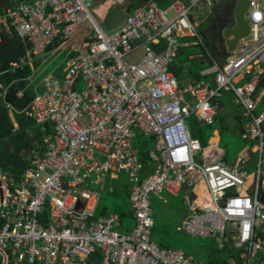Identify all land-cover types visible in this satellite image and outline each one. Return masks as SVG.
I'll return each instance as SVG.
<instances>
[{
	"label": "built area",
	"instance_id": "2783aa9c",
	"mask_svg": "<svg viewBox=\"0 0 264 264\" xmlns=\"http://www.w3.org/2000/svg\"><path fill=\"white\" fill-rule=\"evenodd\" d=\"M222 1L172 0L161 8L148 0L131 11L133 0H110L98 8L128 6L113 31L96 19L97 0L0 6V34L29 43L14 69L41 67L39 56L69 49L64 81L46 74L21 111L35 121L43 147L32 151L19 180L0 166V264H204L153 241L151 197L181 189L189 214L179 231L218 240L229 250L228 264H264V110H257L264 98V86L258 92L264 83V0H248L249 36L222 64L212 58L213 83L180 86L172 69L188 45L183 39L205 46L195 18L199 7ZM87 22L92 29L84 33ZM138 53V61H128ZM225 93H233L242 109V137L259 156L257 172H249L244 155L228 162L218 142L202 147L191 136L186 121L194 116L216 125V101ZM139 134L154 142L145 177L134 147ZM120 173L131 183L135 226L129 231L119 213L98 214L102 192Z\"/></svg>",
	"mask_w": 264,
	"mask_h": 264
},
{
	"label": "rangeland",
	"instance_id": "374dc122",
	"mask_svg": "<svg viewBox=\"0 0 264 264\" xmlns=\"http://www.w3.org/2000/svg\"><path fill=\"white\" fill-rule=\"evenodd\" d=\"M110 0H97V3L93 6V9L98 8L99 4H104ZM232 0H224V3L230 2ZM108 7V6H107ZM126 5L124 6H111L109 11L105 12L104 15H95L96 19L99 21L100 25L105 31H113L121 26L126 17ZM223 9V6L217 8L214 11L212 18L219 17V11ZM210 8L201 5L196 13V22L198 24V31H202L206 27L207 16H210ZM213 11V10H212ZM220 21V20H219ZM220 24H218L219 28ZM84 33H88L92 27L90 23H85L81 26ZM77 35V34H76ZM74 35V36H76ZM220 38V37H219ZM184 42L190 44L189 47L183 49L178 60L182 65V71L176 73V79L183 80L186 76L198 80H207L203 74L204 70H208L213 66L214 60L216 63L220 61L219 54L222 59L227 57V53H224L223 45H225L224 39H217L215 37L211 38L210 41L206 37L204 39L205 46L200 43L197 38H187L183 39ZM76 41V40H75ZM72 42L68 47L71 48ZM63 47L62 51L55 52L51 54H44L39 56V60L43 62V65L39 69L41 73L39 80H42L46 74L55 73L59 76L60 81L63 82L66 75V62L67 53L69 49ZM219 52V54H218ZM140 54L132 55L128 57V61H138ZM214 60H213V59ZM83 83L80 81L77 85L79 91L83 90ZM233 93H225V95L219 99L223 104L224 109L219 112L218 123L214 126H206L200 123L196 117L192 116L186 121L192 137H197L202 147L208 146L210 144V139L212 136H220L219 146L225 152L226 160L234 162L239 156L244 147L249 146L250 143L243 139L242 126L245 124V120L242 116L241 107L233 103ZM258 111L264 110V98L261 99L258 107ZM144 140L141 134L134 140V143ZM150 140V139H148ZM253 158L250 163L247 164V168L250 173L257 172L258 170V158L257 154H252ZM196 162H202L201 153L195 157ZM128 177L125 173L119 174V180L113 183V186L117 190L121 191L124 186L128 183ZM167 198V202L164 203L159 200L157 196L151 197L152 209L154 212L155 227L153 230V241L158 244L160 248H172L176 250H181L187 255L192 256L196 260L204 264H228L229 258L226 254L227 251H221L218 249V243L214 239L202 238V237H192L178 231L183 217L189 214V206L185 201V192L182 191L176 197L169 196L165 193L162 195ZM124 206V198L121 193L111 194L106 187L105 191L102 192L100 207L101 211H104L107 215H111L120 210L121 206Z\"/></svg>",
	"mask_w": 264,
	"mask_h": 264
},
{
	"label": "trees",
	"instance_id": "16d2710c",
	"mask_svg": "<svg viewBox=\"0 0 264 264\" xmlns=\"http://www.w3.org/2000/svg\"><path fill=\"white\" fill-rule=\"evenodd\" d=\"M144 0H133V4L129 10L142 5ZM15 0H0V6L3 11L7 5H13ZM222 23H230L233 20V12L225 10ZM225 23V24H226ZM220 27V26H219ZM205 35V32L202 31ZM206 38V37H205ZM187 39V38H186ZM29 43H25L16 34H0V165L2 169L12 174V179H21L23 172L30 165L32 158V151L41 145L43 147V135L40 133L33 119L28 118L22 111L33 96L32 89H27L22 98H18L16 93L21 88L27 86L28 82L25 80L31 74L29 66H24L19 69H13V64L17 63L19 59L25 54ZM264 83L258 89H262ZM5 87H8L7 93H4ZM8 105L18 110L16 120L19 128L15 129L13 120L8 111ZM36 145V146H35ZM134 146L139 152V160L143 165L142 177L145 176V171L149 163L148 152L153 147V141L144 140L141 143H134ZM29 153V154H28ZM129 183V182H128ZM124 186V189L116 190L113 194L121 193L124 198V206L122 205L119 212L122 219L131 215L128 196L126 195L129 184ZM101 211V207H100Z\"/></svg>",
	"mask_w": 264,
	"mask_h": 264
},
{
	"label": "crops",
	"instance_id": "0c3cea01",
	"mask_svg": "<svg viewBox=\"0 0 264 264\" xmlns=\"http://www.w3.org/2000/svg\"><path fill=\"white\" fill-rule=\"evenodd\" d=\"M145 1V0H144ZM224 1V0H223ZM220 2L219 4H217V5H215L214 7H211L210 9L211 10H209V13H211L210 14V16H207V18H206V20H204V22H207V20L209 19V17H210V20H212V21H214V22H212V23H214V25H215V27H217L218 28V24H220V30H221V34L222 35H220V33H218V29H216V31H215V29L214 30H211V29H209L207 26L205 27V29L203 30L204 32H205V37H207L208 39H209V41H210V39L211 38H213V37H215V38H218L219 39V35L221 36V39H224L223 38V29L226 27V24H228V23H222V21H223V17H224V12H225V10H227V11H230V15H231V12H233V7H232V1H230V2H227V3H224V2ZM153 2H155L159 7H161V8H166L171 2H172V0H153ZM220 6H223V9L222 10H220L219 11V17L218 18H212V15L214 14L213 12L214 11H216L217 10V8L218 7H220ZM208 7V6H207ZM209 8V7H208ZM97 10V13H98V15H104L105 14V12H107L106 11V7H102V8H98V9H96ZM213 10V11H212ZM126 14V13H125ZM220 20V21H219ZM222 20V21H221ZM219 34V35H218ZM204 36V35H203ZM204 37V38H205ZM225 40V39H224ZM211 42V41H210ZM26 43V42H25ZM190 46V44H188L186 47H184V48H182L181 49V51H180V54L182 53V52H185V48H187V47H189ZM224 48V50H222L224 53H227V55L229 54L228 52H227V49H226V45L223 47ZM27 49H28V47L26 48V50H25V54L19 59V63H20V60L21 59H23L24 57H25V55H26V51H27ZM183 49H185V50H183ZM179 54V55H180ZM218 54H219V52H218ZM179 57V56H178ZM219 59H220V61L218 62L219 64H222L223 62H224V60H225V58L224 59H222L221 57H220V54H219ZM17 62V63H18ZM40 63H41V61H39ZM24 66H29L30 67V69H31V74H32V72H34L35 74H34V76H33V78H32V80L31 81H29V80H27V79H25L27 82H28V84H27V86L26 87H24V88H21L20 90H18L17 91V93H16V96L18 97V98H22L24 95H25V93H26V90L27 89H32V94H31V96H33V95H35V93H36V91H37V88H39V89H41V81L43 80H39V77H40V75H41V73H39L38 71H39V69H40V66H39V63H36L35 64V66H32V65H28V64H26V65H24ZM23 66V67H24ZM20 68H22V67H20ZM212 68V66L208 69V70H204L203 71V74H204V76L207 78L208 77V79L207 80H198V79H193V78H189L188 76H186L185 77V79H184V81L183 80H178V82H179V84H180V86H186V85H194L195 83H197V82H209V83H213V74H211V73H209V71H210V69ZM14 69V67L12 68V71H15L16 70V68H15V70H13ZM17 69H19V68H17ZM172 69H173V71H174V73H175V75H176V73H178V72H180V71H182L183 69H182V65L180 64V61L178 60V58L176 59V61H175V63H174V65H173V67H172ZM30 74V75H31ZM28 78V77H27ZM44 78V77H43ZM0 87H2V85L0 86ZM9 89H8V87H5V90H4V93H7V91H8ZM222 98V97H221ZM221 98H219V99H221ZM218 99V101H216L219 105H220V107H221V110H223L224 109V106H223V104L220 102V100ZM8 111H9V115H10V117H11V119L13 120V123H14V127H15V129H18L19 128V125H18V122H17V120H16V114L17 113H19V112H21V111H19L18 112V110H16L14 107H11L10 105H8ZM221 112V111H220ZM259 112H261V111H259ZM29 118V117H28ZM206 126H208V125H206ZM244 129V126H242V130ZM217 134V133H216ZM214 135V136H212V138L210 139V143L211 142H218V143H220V136L219 135ZM192 136V135H191ZM195 139H198L197 137H194ZM144 140H146V139H144ZM144 140H142V141H144ZM148 140V139H147ZM199 140V139H198ZM142 141H140L139 143H141ZM150 141H152L151 139H150ZM250 143V142H249ZM36 146V145H35ZM39 146H41V145H39ZM207 146V145H206ZM135 147V146H134ZM153 147H154V142H153ZM152 147V148H153ZM136 148V147H135ZM222 149V148H221ZM223 150V149H222ZM223 152H224V150H223ZM240 154L239 155H244L245 156V159H246V165L248 164V163H250L251 161H252V158H253V156H252V154H257V153H255V151L252 149V144L250 143V145L249 146H246V147H244V149L241 151V152H239ZM29 154V153H28ZM238 158V157H237ZM224 159L226 160V158H225V152H224ZM258 160H259V158H258ZM226 161H228V160H226ZM228 162H230V161H228ZM1 166V165H0ZM2 168V167H1ZM149 167H147V169H148ZM154 169V166L152 165L151 167H150V170H153ZM261 169H263L264 170V165H262L261 166ZM3 170V169H2ZM4 171V170H3ZM5 172V171H4ZM146 172V171H145ZM253 173V172H252ZM128 177V176H127ZM143 177H145V176H143ZM116 180H119V177L117 178V179H114V180H109L108 181V183H107V185H106V187L108 188V191H109V188L110 187H113L114 189H115V191L117 190V188L116 187H114L113 186V183H115V181ZM128 184H129V187H130V185H131V183H130V181L128 180ZM106 187H105V189H106ZM96 188H98V187H96ZM105 191V190H104ZM115 191L113 192V193H115ZM128 191H129V188H128ZM126 192L127 194V196H128V200H129V205H130V210H131V215H128V216H126L125 218H123L122 219V216H121V224H122V226L124 227V229L126 230V231H129V230H131V229H133V227L135 226V220H134V218H133V212H132V207H131V202H130V199H129V192ZM182 191H184L185 192V196H186V190L185 189H181L180 191H179V193L178 194H180ZM109 193H111L110 191H109ZM113 193H111V194H113ZM163 193H165V194H167V195H169V196H173V197H176L177 195H171V194H169L168 192H163ZM163 193H162V195H163ZM162 195H160V196H157L158 197V199L159 200H162L164 203H166L167 202V198L165 197H163ZM189 195H190V197H192L193 198V194H191V193H189ZM186 201V200H185ZM115 213H119L120 214V212L119 211H117V212H115ZM98 214L99 215H106L107 216V214L104 212V211H100V203H99V208H98ZM112 214H114V213H112ZM121 215V214H120ZM186 217V216H185ZM185 217H183V220L185 219ZM182 220V221H183ZM182 223V222H181ZM179 231V230H178ZM181 232V231H180ZM183 233V232H182ZM185 234V233H184ZM210 239V238H209ZM212 239V238H211ZM215 240V239H214ZM217 241V243H218V240H216ZM218 249L219 250H221V251H224V250H222V249H220L219 248V243H218ZM226 251H227V255H228V257H229V250L228 249H225Z\"/></svg>",
	"mask_w": 264,
	"mask_h": 264
},
{
	"label": "water",
	"instance_id": "95a60500",
	"mask_svg": "<svg viewBox=\"0 0 264 264\" xmlns=\"http://www.w3.org/2000/svg\"><path fill=\"white\" fill-rule=\"evenodd\" d=\"M249 5L248 0H239L238 2L232 0L233 20L226 24V27L223 29V38L225 39L228 53L233 52L236 49L238 41L249 36L251 32V26L245 18Z\"/></svg>",
	"mask_w": 264,
	"mask_h": 264
},
{
	"label": "flooded vegetation",
	"instance_id": "af4514ba",
	"mask_svg": "<svg viewBox=\"0 0 264 264\" xmlns=\"http://www.w3.org/2000/svg\"><path fill=\"white\" fill-rule=\"evenodd\" d=\"M212 22H214V21H212V20H210V17H209V19L207 20V22H206V26L209 28V29H211V30H214L215 29V31H216V29H218L217 27H215V25H214V23H212ZM218 31V33H220V35H222L221 33V30H220V28L217 30ZM219 35V34H218ZM219 35V40H221V36ZM218 39V38H217ZM225 45H223V47H224Z\"/></svg>",
	"mask_w": 264,
	"mask_h": 264
}]
</instances>
